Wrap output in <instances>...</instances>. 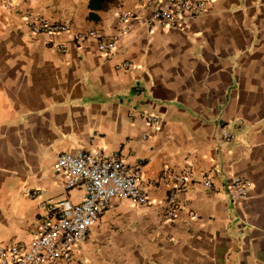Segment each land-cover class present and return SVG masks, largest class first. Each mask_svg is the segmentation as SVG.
I'll list each match as a JSON object with an SVG mask.
<instances>
[{"label":"crops","instance_id":"1","mask_svg":"<svg viewBox=\"0 0 264 264\" xmlns=\"http://www.w3.org/2000/svg\"><path fill=\"white\" fill-rule=\"evenodd\" d=\"M144 4L0 5V244L28 245L48 206L80 203L83 189L65 190L53 164L83 150L137 172L149 202L112 199L69 264H264V0H211L176 29L152 24ZM25 12L96 31L115 49L106 57L95 39L58 37L67 50L56 52ZM186 169L166 219L173 188L162 174ZM233 178L249 182L248 197L227 195Z\"/></svg>","mask_w":264,"mask_h":264},{"label":"built area","instance_id":"2","mask_svg":"<svg viewBox=\"0 0 264 264\" xmlns=\"http://www.w3.org/2000/svg\"><path fill=\"white\" fill-rule=\"evenodd\" d=\"M17 0H0L2 8L13 11ZM211 0H145V8L150 9V22L171 28H180L207 12ZM23 19L34 36H47L53 49L65 53L64 44L56 43L55 38L69 37L74 44L87 39L97 40L98 51L109 56L115 49L113 39H104L98 32L73 30L68 24L55 23L29 12ZM131 17L125 14L122 20ZM130 63L124 62L117 69H127ZM145 119L153 125L160 122L155 117ZM224 141L231 140L229 131L222 133ZM53 169L57 177L64 179L65 190L83 189L80 203L74 204L64 199L48 206L52 218L43 222L28 245L0 244V264H69L78 245L83 243L89 230L97 223L112 199L128 200L139 206L148 204V197L141 185L137 172L126 167L115 157L96 151L77 150L59 155ZM177 175L165 171L163 180L171 181L173 195L167 199L166 219H173L176 210L174 193L185 190L187 175ZM206 189H211V181H203ZM250 184L241 178H233L226 186L227 195L234 201L248 197Z\"/></svg>","mask_w":264,"mask_h":264}]
</instances>
